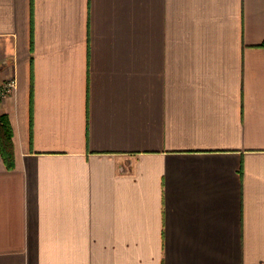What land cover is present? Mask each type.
Wrapping results in <instances>:
<instances>
[{
	"label": "crops",
	"instance_id": "1",
	"mask_svg": "<svg viewBox=\"0 0 264 264\" xmlns=\"http://www.w3.org/2000/svg\"><path fill=\"white\" fill-rule=\"evenodd\" d=\"M264 0H0V264H264Z\"/></svg>",
	"mask_w": 264,
	"mask_h": 264
},
{
	"label": "trees",
	"instance_id": "2",
	"mask_svg": "<svg viewBox=\"0 0 264 264\" xmlns=\"http://www.w3.org/2000/svg\"><path fill=\"white\" fill-rule=\"evenodd\" d=\"M264 46V41L261 43ZM0 153L2 158L8 168L12 166L10 161L11 159V151H10V143H9V133L7 124L0 119Z\"/></svg>",
	"mask_w": 264,
	"mask_h": 264
},
{
	"label": "built area",
	"instance_id": "3",
	"mask_svg": "<svg viewBox=\"0 0 264 264\" xmlns=\"http://www.w3.org/2000/svg\"><path fill=\"white\" fill-rule=\"evenodd\" d=\"M15 86L14 80H9L0 86V102L15 89Z\"/></svg>",
	"mask_w": 264,
	"mask_h": 264
}]
</instances>
